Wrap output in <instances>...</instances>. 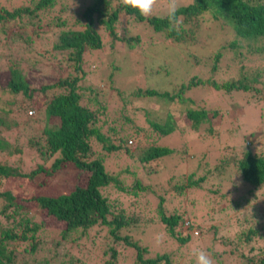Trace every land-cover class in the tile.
Masks as SVG:
<instances>
[{
    "label": "trees",
    "instance_id": "1",
    "mask_svg": "<svg viewBox=\"0 0 264 264\" xmlns=\"http://www.w3.org/2000/svg\"><path fill=\"white\" fill-rule=\"evenodd\" d=\"M72 1L24 0L15 4L14 0H0V43L6 44H0V71L7 73L4 85L0 86V112L11 111L19 94L32 105L41 100L44 104L43 126L37 135L39 139L32 142V146L36 147L37 155L43 161L57 155L48 168L39 164L25 173L0 160V178L19 176L30 181L38 172L48 173L64 168L80 170L84 176L83 184L76 183L67 192L55 195L17 197L10 190L0 191V198L6 200L0 205V215L6 218L16 214L19 217L12 227L0 222V264H27V254L38 253L46 245L38 238L39 235L47 234L46 229H54L56 223L61 224L60 240L79 243L81 239L89 238L93 243L94 237L100 236L108 245L102 252H107L110 258L105 264H114L118 259L121 261L125 258L127 264H174L172 251H152L143 242V234L156 224L160 226L161 233L168 237L166 239L170 238L175 244V248L197 237L198 234H193L192 230L196 229L195 226H201L188 219L185 213L186 210L190 212L195 209L196 199L202 200V204L209 209L200 217L208 215L211 219L214 215H226L229 221L249 222L246 230L236 236L239 242L245 241L243 244L249 245L246 258L237 246L231 250L236 251L241 260L246 259L250 263L253 262L252 255H255L251 252L255 251L259 254L255 259L257 264H264V214L256 215L254 212L251 216H245L242 213L245 204L257 199V193L264 194V117L258 125L257 115L259 111L264 116V0H191L179 9L178 15L183 21L179 34L168 31L167 21L159 19L163 15L154 14L152 18L145 19L136 9L123 6L120 0H91L80 11L78 24H70L62 13ZM121 12L131 16L132 21L144 22L150 28L153 42L147 45L157 41H170L181 46L194 45L199 42L203 25L216 23L214 25L218 28L217 40L204 56H200L207 61V77L194 74L185 77L173 92L147 84L126 91L127 96H124L111 82L114 72L111 69L118 67L109 64V86L114 88L123 103L129 98L146 104L154 99L164 102L159 108H153L157 122L151 120L146 126L134 125L135 129L129 135L136 139L140 132L146 130L152 135L151 146L139 145L138 141L134 146L142 155L139 158L141 170L146 175L162 168L168 170L166 163L171 162L177 148L159 144L157 139L171 132L182 134L184 128L192 132L200 130L203 135L210 136L206 142L214 147L210 139L216 137L210 135V131L216 130L214 123L223 118L220 123L225 120L226 127L221 126L216 136L222 130L233 135L240 134L239 142L235 144L216 138L215 149H219L220 154L217 152V156H213L210 162L206 160L202 166L198 160L203 151L193 158V151L188 146L187 150L181 146L184 153H189L192 162L198 165L177 176L168 170L167 189L156 191L149 184L143 185L138 178H133L125 192L130 194L128 204L133 208L137 201L142 200L144 209L138 207L137 210H129L124 206V200H110L111 197L102 192L103 187L117 183V179L105 168L102 155L92 150V143H99L101 149L108 153L121 149V144H125L126 140L124 134H120L116 136L117 143H111L109 136L100 131L96 122L103 113V107L93 109L88 106L96 104L97 92L91 89L90 83L85 87L79 84L85 71L91 73L82 65L86 53L91 54L103 47L98 27L106 30L111 39L122 41L123 37L116 36L114 30ZM48 25L55 30L47 29ZM156 33L160 35L159 38L155 37ZM51 34L54 40L50 45L55 52L51 56L38 54L31 45L40 35L49 38ZM125 42L129 47H137L139 36ZM143 42L146 43V40ZM181 52L185 53V49ZM190 57L194 60L193 55ZM97 58L100 60L98 54ZM63 66L68 72L65 75H62ZM158 71L156 69L151 74L159 75ZM207 87H211L217 98L226 101L220 102L222 106L225 105L223 109L216 102L194 105V98L186 94L195 91V94L203 96ZM34 93L38 96L34 97ZM239 96L246 97L241 104L236 103ZM199 99L200 96L196 98ZM174 103L182 106V123L176 121L175 127L167 119ZM226 107L233 113H226ZM237 110H241L239 118L236 116ZM249 111L252 118L244 122V113ZM145 113L143 108L140 116H145ZM14 124V120L5 122V119H0V127L10 128ZM124 151L132 156L131 151ZM199 187L204 188V199L196 193L194 201L187 199L189 207L185 205V210L178 206V200L186 199V189H201ZM140 192L150 193V196ZM152 199L155 203L153 208L149 204ZM10 206L13 207L12 213L6 214L5 209ZM255 238L260 242L257 248L251 243L256 242ZM234 242L229 238L223 239V244L233 245ZM125 248L130 253L124 252ZM212 260L214 264H221L218 259ZM45 263L86 264L84 257L75 256L68 249L52 255Z\"/></svg>",
    "mask_w": 264,
    "mask_h": 264
},
{
    "label": "rangeland",
    "instance_id": "2",
    "mask_svg": "<svg viewBox=\"0 0 264 264\" xmlns=\"http://www.w3.org/2000/svg\"><path fill=\"white\" fill-rule=\"evenodd\" d=\"M23 1L24 0H14V3L18 4ZM90 1L91 0H73L71 3H68L67 8L62 13L63 16L67 18L66 20L70 24H78L77 22H79L78 19L80 11ZM190 1L191 0H179V3L180 5H183ZM166 5L167 0H158L154 14L164 15L166 12ZM214 24L209 23L207 25H203L198 37L199 42L194 43V45H192V43L188 46H181L170 41H163L162 43L157 41L155 44L147 45L148 43L153 42L151 39L150 28L144 22L138 23L132 21L131 16L121 12L118 14V20L114 24V30L116 32V36L123 37L122 41L111 39V36L106 30L102 27H98L103 47L99 50L93 51L91 54L90 52H87L83 58L82 65L88 70H91V73L85 71L83 80L79 82V84L80 86L85 87L86 84L88 85L90 83L91 89L97 92L95 97L96 104H90L88 105L89 107L93 109H100L103 107V113L99 115L96 124L100 126V131L104 135L109 136L111 143L116 144V136L120 134H124L123 136H125L126 140L125 144H121V146H123L121 149L109 151L108 153L101 149V145L99 143H92V150L95 151V154L99 152L102 155L105 168L117 179V183H110L103 187L102 192L104 195L110 196V200H113V198L116 200H124V206L129 210H137L138 207L140 209H144V205L141 203L142 200L139 202L137 201V203L134 204V208L132 205L128 204L127 198L130 197V194L125 192V188L130 185L133 178H138L143 185L149 184L151 189L156 191L167 189L168 179L170 176V174H168V170L174 176H177L183 174L184 172H189L190 167L192 168L198 165V163L195 164V161L192 162L189 153H184L181 146H184V150H187L186 146H188L189 150L193 151V158L198 157L201 151H203L204 154L198 160L199 164L202 166L206 160H209L210 162L213 156H217V152L220 154V150L215 149L217 146L216 138L224 143L228 141L231 144H235L239 142L240 137L238 135L240 134L233 135L225 130H222L216 136V133L221 126L226 127L224 126L225 120L223 123H220L223 119L222 118L214 123L216 130L213 129L210 131V135L212 134L216 137L210 139V142L213 143L214 147H211L206 142L210 136L203 135L200 130L198 132H192L189 129L184 128L182 134L178 132H171L167 135L158 137L157 143L175 147L177 148V152L173 154L171 162L169 164L166 163L168 170H164V168H162L156 172L146 175L140 167L141 164L139 162V158L142 157L141 152L138 154V150H136L134 146L136 141H138L139 145H146L148 147L151 146L150 136L152 135L149 130L140 132L136 139L129 137V135L135 129L134 125L146 126L147 122H150L151 120L157 122L154 114L155 110H153V108H159V105L164 104V102L154 99L151 100L150 103L146 104L141 101L139 102V100L129 98V101L123 103L118 97V94L115 93L114 88L109 86L110 80L107 78V75L110 72L109 64L118 67L114 70L111 69V71H114L111 74V82L117 89L123 92L124 96H127V94H125L126 91L132 90L135 87H143L147 84L152 86L154 85L160 89L167 90L168 92H173V90L177 89L178 84L185 77L188 78V76L193 74L203 76L204 78L207 77V61L200 56H204L205 52L210 50L211 44L218 38V28L215 27ZM46 28H50L51 31L55 30L54 27L49 25ZM52 34L49 38L44 37V35H40L35 39L31 46L38 52V54L51 56L55 52L51 48L52 45H50V42H53L54 40V36ZM136 35L139 36V42L146 40V43L143 42L141 44V42H138V46L136 45L137 47H129L125 40ZM159 36L160 35L158 33L155 34V37L159 38ZM2 45L5 46L6 44ZM183 49H185V53L181 52ZM97 54L100 56V60H98ZM191 55L194 56V60L191 59ZM102 59H104L103 63L99 64V61ZM197 60L200 61L197 62ZM156 69L159 70L158 72L160 74H151ZM66 70L67 69L63 66L62 75L68 73ZM40 73L42 74L43 71L40 70ZM48 78L50 77H47V79ZM6 79L7 73L4 70L0 71V86L4 85ZM206 90L209 94H207L206 91H203V96L199 93L195 94L194 90V93H189L188 91L186 94L194 98V105H202L205 104V102H216L219 104L218 107L223 109L225 105L222 106V103H225L226 101L224 99L217 98L211 87H207ZM33 96L36 97L38 95L34 93ZM198 96H200V99L196 100ZM244 100H246L245 96H241V98L239 96L236 103L241 104ZM33 104L34 105L19 94V96L16 97V104L12 106L11 111L6 113L0 112V119H5V122L6 120H14L16 122V124L10 128L0 127V148H2V151L0 152V160L5 161L22 173L29 172L30 170L36 168L39 164L48 168L52 160L57 156L54 154L48 160L43 161L39 159L36 147L32 146V142L39 139L37 138V135L43 126L44 120V104L41 103V100L40 102L36 101ZM136 108L139 109L136 110ZM143 108H145L147 113H145V116H143L144 114L140 116ZM29 109L33 110L32 114H28ZM224 111L226 113H233L230 108ZM169 112L171 115L170 117H167L168 123L170 122L174 124V127L177 122L182 123L181 105L174 103V106H172ZM240 112L241 110L236 111V116H238L237 118H239ZM257 115L259 118L258 125H260L264 116H262V112L259 111L257 112ZM250 118H252L251 111L244 113V122H248ZM230 119L235 120L234 117H231ZM230 135L234 137H230ZM205 137L207 138L205 139ZM124 149L131 151L132 156H129ZM81 174L80 170L77 171L72 168H64L55 171L51 170L48 173L38 172L32 179H30V181L19 176L7 177L5 179L0 178V191L10 190L14 195H17V197H32L37 194L55 195L57 193L67 192L72 189L76 183L83 184L84 176ZM226 181L227 179L223 180V182ZM239 186L240 185H238L237 188ZM140 193L145 196H150V193L147 192ZM196 193L202 195L203 199L205 198L204 188H194L191 191L186 189V199L178 200V206L184 208L185 210V205L188 206L186 204L187 199L192 198V201H194V195ZM263 199L264 194L257 193V199L249 201L248 204H245L242 208V213L245 216H251L254 212L256 215H263L264 201H261ZM173 200L176 205L175 198H173ZM198 200L199 199H196L197 203L195 204V209L193 211H185L188 219H192L193 222L198 223L201 226L200 228L199 226L194 225L198 230V235H196L197 237L190 238L186 243L177 245L175 248V244L171 241V239L169 238L167 240L166 238L168 237L161 233L160 226L158 227L155 224L147 228L144 232L142 237L143 242L147 243L152 251H172L174 253V264H196V258L192 252L193 249L197 248L206 250L211 258L216 260L218 259V262L221 264H257L255 261V259L259 257L257 252H251L255 253V255H252L251 258L253 259V262L250 263L246 259L241 260L242 257H238L235 254L236 251L233 252L231 250L233 246H237L240 253L244 252V257L246 258V254H248L249 251V245H244L243 243L245 241L239 242L240 240L238 241L236 236H238L241 231L246 230L249 222L245 223L242 220L229 221L227 220L226 215L221 217L219 215H214L215 217L211 219H209L208 215L200 217L199 215L201 213H208L209 209H206L207 206L202 204V200ZM4 202H6V200L4 198H0V205H3ZM149 204H151V208H153L155 205L154 200L152 199ZM12 210L13 207L10 206L5 209V212L6 214H11ZM44 219L48 220V223L50 222L48 218L44 217ZM18 220L19 217L16 214L6 218L2 214L0 215V222L5 226L12 227V225ZM56 224L57 226L54 229H46V231H48L47 234L45 233V235H39L38 238L41 239L42 242H45L46 245L45 247L42 246L43 249H41L38 253L27 254V264H46L45 262L48 261V258L52 255H57L61 253V251L67 249L75 256L84 257L86 264H105V262L110 259H108L109 255L107 252L102 254L108 245H105L100 236L97 238L94 237L92 241L93 243H90L91 240L89 238L88 240L85 238V240L81 239L79 243H74L68 239L60 240L59 230L61 229V224ZM156 227L159 228L158 231L155 230ZM224 238L232 239L235 242L233 245L223 244ZM255 241L256 242L251 243L257 248L259 247L260 242L257 238H255ZM10 246L12 247L14 244H10ZM127 251L129 252V249L125 248L124 252ZM127 262V258L121 261L118 259L117 263L114 264H127Z\"/></svg>",
    "mask_w": 264,
    "mask_h": 264
},
{
    "label": "clouds",
    "instance_id": "3",
    "mask_svg": "<svg viewBox=\"0 0 264 264\" xmlns=\"http://www.w3.org/2000/svg\"><path fill=\"white\" fill-rule=\"evenodd\" d=\"M125 7L136 9L140 16L150 19L154 15V11L158 4V0H120ZM181 5L179 0H167L166 12L159 19L167 21V29L169 32L179 34L182 30L183 21L178 15ZM192 254L196 258V264H214L212 258L204 249H193Z\"/></svg>",
    "mask_w": 264,
    "mask_h": 264
},
{
    "label": "built area",
    "instance_id": "4",
    "mask_svg": "<svg viewBox=\"0 0 264 264\" xmlns=\"http://www.w3.org/2000/svg\"><path fill=\"white\" fill-rule=\"evenodd\" d=\"M33 110L32 109H29L28 110V114H32ZM185 226H187V222L184 223ZM192 233L193 234H198V230L197 229H194L192 230Z\"/></svg>",
    "mask_w": 264,
    "mask_h": 264
}]
</instances>
